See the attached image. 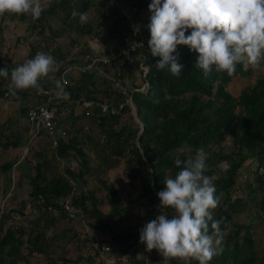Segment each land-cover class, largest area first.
Segmentation results:
<instances>
[{"label": "trees", "instance_id": "1", "mask_svg": "<svg viewBox=\"0 0 264 264\" xmlns=\"http://www.w3.org/2000/svg\"><path fill=\"white\" fill-rule=\"evenodd\" d=\"M94 1L80 0L74 10L71 0H61V5L65 6L61 7L65 11V19L72 20L73 11H89ZM130 1L133 5L146 9L141 29L137 33L150 36L148 27L145 28L150 23L151 16L148 6L145 7L147 4L143 0ZM122 2H127V6L132 5L128 0ZM109 11L115 14V24L114 28L106 29L105 40L112 39L113 42L109 51L98 55L106 56L108 61H99L92 69L100 66L112 68L115 81L106 77L105 87L89 89L83 82L84 77H80L87 71L79 73V77H71L74 83L65 88L71 109L85 105L86 101L89 103L84 106L87 112H91L88 130L81 135L82 127L77 124L84 115L78 114L75 121L63 126L67 135L56 146L53 147L47 131L41 129L39 135L48 138L42 149L35 150L30 145L26 155L19 156L15 161L0 163V172L7 173L2 183L5 192L12 184L11 171H16L21 164L18 180L14 181L16 185L11 190L10 200L14 206H10L9 212L4 213L0 219V264H32L36 256L45 257V264H81L82 261H86L82 264H113L94 253L86 256L79 254L75 259L61 253V248H65L70 239L76 240L79 251L89 241L92 246L94 243L106 242L104 236L97 239L95 236L90 238L87 234L80 238L74 224H71L73 220L78 217L80 220L86 219L87 230L90 228L101 233L108 232L110 240L117 244L119 253H128L129 248L138 244L144 224L160 214L157 193L165 187L164 177H174L180 170L174 164L175 158L179 156L181 160H185L192 157L198 148H203L208 154L205 174L213 179L216 194L221 197L213 216L221 221L220 227L225 237L224 251L214 257L210 264H264V256L256 251V241L252 235L257 224L264 223V76L258 78L253 85H246L237 95L232 94L228 85L235 76H250L252 71H245L241 65H237L236 72L231 77L215 70L209 77H205L194 66L197 54L187 46L177 48L179 62L184 65L179 78L172 76L167 69L161 71L156 68L159 57H153L149 47L142 49L139 56L133 54L134 61L129 66L117 53L127 41L136 38L132 35L134 30L118 28L117 22L121 23L126 19L125 14L120 12L119 4L113 9L109 8ZM109 15L107 11H103L100 12V18L95 16L91 19L89 16V22L83 25L77 17L73 20L76 23L74 27L78 34L103 36L102 28L108 25L103 19H111ZM4 16L13 18L16 15ZM25 16L19 15V18L23 19ZM37 24L45 26L41 19L32 20L33 27ZM42 27L41 32L44 30ZM59 34L61 31L51 32V38ZM187 34H190V30ZM121 38L123 41H120ZM44 48L48 49V45ZM84 48L83 51L87 50ZM31 50L35 54L36 49ZM96 56L97 54H90L84 63ZM76 61L77 59L65 64H79ZM141 65L149 66L144 76L136 71L139 81L147 82L146 88L142 90L138 89L137 85L140 84L135 81L136 76L128 71L138 70ZM5 67L9 72L15 68L13 65H0V68ZM50 79L53 83L44 85L45 87H53L59 80L56 76ZM112 84L117 87L111 88ZM3 91L0 89V93ZM131 106L142 127L134 120ZM28 110L29 108L23 107L20 114L26 117ZM125 113H129V120L122 119ZM66 119L64 118V122ZM94 128L98 130L97 135L93 134ZM228 137L233 147L223 143ZM23 142L25 141L19 136L18 140H14L11 134H3L0 128V159L4 150L18 147ZM93 156L92 161L97 168L94 171L99 173L97 176L91 173L94 165L90 157ZM29 157H34L36 163L28 166L27 170L22 169L23 163H29ZM122 160L126 176L132 181L133 188L137 189L132 199L147 208L146 212H150L148 215L151 218L147 222L142 220L146 214H131L129 206L119 195V187L105 178L106 172L118 167ZM224 162L230 165L227 171H224ZM243 171H247L246 177H243ZM87 174L90 179H95L92 185L84 178ZM256 187L260 191L259 196L255 195ZM101 190L103 196L98 194ZM246 192L248 200L243 196ZM20 198L25 199L26 206L30 207V211L22 217L17 216ZM1 202L7 204L4 198ZM131 210L133 211L132 207ZM162 211L171 217V209ZM245 211L249 213L248 220L240 215ZM130 215L136 218V222L131 227H126L125 232L115 231L113 218L121 222L123 220L125 225L130 226L126 224ZM6 221L10 223L2 233ZM59 239L62 244L57 242ZM110 240L109 246L112 248L109 256L112 257L111 252L117 246ZM153 251L156 250L151 252ZM138 253L142 254L141 258L137 257ZM145 255V245L139 246L132 256L129 255L128 264H145ZM152 259L157 262L162 257L157 253L152 254ZM169 264L182 262L171 260ZM192 264L197 262L193 261Z\"/></svg>", "mask_w": 264, "mask_h": 264}, {"label": "clouds", "instance_id": "2", "mask_svg": "<svg viewBox=\"0 0 264 264\" xmlns=\"http://www.w3.org/2000/svg\"><path fill=\"white\" fill-rule=\"evenodd\" d=\"M50 3L51 0H0V16L29 15L38 20ZM148 9L151 16L147 25L150 32L147 47L153 57H159L155 65L158 70L167 69L172 76L180 77L184 65L179 62L178 46H187L197 54L194 66L205 77L213 70L231 77L237 65L252 71L264 64V0H151ZM71 15L73 19L79 17L81 25L89 22L87 12L73 11ZM189 30L190 34L186 35ZM56 64L52 55L39 51L10 72L7 67L0 68V77L9 80V92L15 95L18 90L39 87L41 79L57 71ZM144 66L146 71L141 67L134 70L144 76L149 69ZM137 83L140 90L147 86V82ZM57 86L60 87L59 81ZM63 98L61 104L64 105L68 94L64 93ZM131 109L142 127L136 111L132 106ZM207 159L203 148H198L194 156L185 160L175 158L174 164L180 170L174 177H164L165 187L157 193L160 214L140 230L139 242L145 245L147 252L156 250L163 264L171 260L182 264L193 261L210 264L224 251L221 221L213 216L221 197L216 194L213 179L205 174ZM224 163V171H227L230 165ZM11 172L12 184L4 197L6 203L15 185L16 171ZM3 204L0 199V205ZM4 205L7 207L4 213L9 212L10 203ZM164 209L172 210L171 217L162 211ZM121 255L128 254L117 256Z\"/></svg>", "mask_w": 264, "mask_h": 264}, {"label": "crops", "instance_id": "3", "mask_svg": "<svg viewBox=\"0 0 264 264\" xmlns=\"http://www.w3.org/2000/svg\"><path fill=\"white\" fill-rule=\"evenodd\" d=\"M112 1L116 2L117 0H112ZM118 1H122V0H118ZM128 1L130 2V4H132L130 0ZM143 1L145 4H147L145 7H147L151 3V0H143ZM109 2H111V0H104V3L106 4H108ZM94 3L95 5L93 4V6H91L89 11H87L91 19L95 18V15L91 14V10L95 12L96 10L99 9L103 10L97 7L98 1H94ZM126 3L127 2H124V4L123 2L118 3L120 12L124 13L126 16V19L123 20L121 23L119 21L117 22L118 28H122V27L127 29L131 28L132 31L137 29L140 30L141 20L143 18L146 9L141 7L140 5L138 6L132 4L131 6H127L128 4ZM63 6L64 5H61V0H51L50 5L46 7L45 11L42 13L41 17L39 18L45 25L43 27L41 24H37L36 27H33L32 26L33 19L29 15H26L27 17L25 16L23 17V19L19 18V16H14L13 18H10L8 16V18L6 17L5 19H2V21H0V65L2 66L13 65L14 67H17L23 64L26 60L33 58L39 51L52 55L57 61L56 64L57 71L55 73L50 74L48 78H44L42 80V83L39 84V87L29 88L27 90H22V91L18 90L15 95L9 92V80H6L4 78L2 79L0 77V80H2L4 84V87L0 88L4 90L2 93H0V110H3V112L1 111V115L5 116L4 117L5 120L0 121V128L2 129L3 134L5 135L11 134V136L14 137V140L15 139L18 140V136H19L21 140L25 141L18 147H13V148L11 147L6 149L5 150L6 153L1 155L2 156L1 162L15 161L18 159L19 156H22L23 145L27 142L30 128L27 124L26 117L20 114L21 113L20 110L23 107L29 108L34 104H37L40 101H42V99L46 98L47 93L44 91L50 92L56 89L57 83L54 84L55 87L54 86L45 87L44 85L47 84L51 85L53 82L51 83L52 80L50 78H53L55 76L59 79L58 81L60 82L59 73L61 68L67 65L65 64V62H70L77 59L76 62L82 64L85 61H87L88 56L90 54L99 55L100 53H106L111 48L113 40L112 39L105 40V35H106L105 32L107 31L106 29H108L109 27L114 28L115 22L113 20L108 19L107 21H105V19H103L105 24L108 25H104V27L102 28L103 36L100 37H96L95 35L89 36L88 34L82 35V34L73 33L70 29H68L69 26L67 25V21L71 19H65L64 16L65 11H63L61 8ZM52 13H55L60 17V24L58 25L55 24L49 18V14ZM110 17L111 16L109 15V18ZM58 26H60V29L57 28ZM41 27L44 28L43 32H41ZM55 31H61V34L51 38V32H55ZM132 35L134 36L135 34L132 32ZM47 45H48V49H45L44 47H46ZM84 47H86L87 50L83 51V49H85ZM31 48L36 49L35 54L31 52L32 51ZM51 50L53 51V53L50 52ZM128 71L132 75H134L133 73L136 74L135 70H131V71L128 70ZM113 72H114L113 69L110 67L100 66L88 71L86 74L81 76L77 72V77L79 76L84 77L83 82L85 83L86 86H88L87 88L101 89L106 86V84H104V78L108 77L115 81V79L113 78ZM114 83H118V82H114ZM110 87H112V85ZM69 102L70 100H67L64 103V105L69 106ZM88 105L89 103L86 101L85 105L83 106L79 105L76 108H74L75 110L71 109L72 107L69 106L70 111L65 115L59 116V125L63 127L66 126L68 122L75 121V118L78 114L84 115V117L82 119L79 118V120L81 119L82 121L83 119H85L89 121V116L91 112L90 111L87 112L84 109V106H88ZM10 113L14 114V117H12ZM64 118H67L68 120L66 119L64 122ZM77 125L80 126V123ZM82 129L88 130V122L83 126ZM38 141H43L46 143L48 142V138L46 137L44 138V136L38 135L37 138H35L30 142L31 143L30 145L34 148V145ZM9 153H11V156L8 157L7 160L6 156ZM90 159L92 161L94 159V156L90 157ZM27 162H29L30 164L32 163L30 161ZM29 163L28 164L23 163L22 169L26 168L27 170V167L30 166ZM18 167L20 168L21 164ZM113 170L114 169H109V172H112ZM119 171L123 172L121 169H119ZM130 182L131 181H128V183ZM132 184L133 183L131 182V185L129 186L130 188H127L126 190V194L128 195V198L124 199L120 195V188H119V195L121 196V199H123L129 206L131 214L133 213V211H135V213L146 214L144 216V219L147 222V220H150L151 218L150 215H148L150 214V212L149 211L146 212L147 208L145 209L143 205L135 202L132 199V197L135 196L137 190L133 188ZM3 186L4 184H2V178H0V199H3L6 196V194L9 192V190L5 192ZM10 199L11 197L8 198L7 202L10 201V205L11 207H13L14 206L13 201H11ZM131 207L133 208V211L131 210ZM29 211H30V207L27 206L25 213H28ZM74 220H78V224H75ZM74 220L73 223L71 224H74V227L80 234L79 236L80 238L87 236V234H89L88 236L90 238L95 236L97 239L103 238L104 236V239H106L105 243L110 244L109 243L110 236L108 235V232L101 233L94 229L87 230L85 225L86 222L84 219H82L81 221L80 218L78 217ZM113 220H117V223H119L120 225L125 224V221L123 220L122 222H120L117 218H113ZM134 221L136 222V218ZM125 226L128 228L131 227L132 225L130 224V226L127 225ZM126 230L127 229L123 231ZM142 245L143 244H141V246ZM127 254L129 255V253ZM141 256L139 258H141Z\"/></svg>", "mask_w": 264, "mask_h": 264}, {"label": "rangeland", "instance_id": "4", "mask_svg": "<svg viewBox=\"0 0 264 264\" xmlns=\"http://www.w3.org/2000/svg\"><path fill=\"white\" fill-rule=\"evenodd\" d=\"M79 1L80 0H71V4L73 5V7H74V10L77 8V6H78V3H79ZM93 1V0H92ZM95 1H98V3H97V7L98 8H101V9H103V10H106L109 14H110V16H111V20H113L114 21V19H115V14H114V12L113 11H109L108 9L110 8V9H113V8H115L116 6H118V2H120V1H116V2H113L112 0H111V2H109L108 4H106V3H104V0H95ZM122 2V1H121ZM94 5H95V3H94ZM103 10H96V12L95 11H93V10H91V14H93V15H95V16H97V17H99V15H100V12H103ZM49 18L55 23V24H60V17L57 15V14H55V13H52V14H49ZM100 18V17H99ZM74 19H72V20H69V21H67V25L69 26V28L68 29H70L73 33H77L78 31L75 29V25H76V23H75V21H73ZM58 29H60V26H58L57 27ZM78 34V33H77ZM136 77H135V81H139L140 80V77L138 76V75H136L135 73H133ZM264 76V64L263 65H261L259 68H253L252 69V74L250 75V76H242V75H239V76H235V78L229 83V85H228V89L231 91V93L232 94H235V95H237L246 85H253L254 83H256V81H257V79L258 78H260V77H263ZM125 87H127V88H129V85H127V84H125L124 85ZM4 87V84H3V82H2V80H0V88H3ZM117 86H115L114 84H112V87L111 88H116ZM1 111L3 112V110H0V121H4L5 120V116H2L1 115ZM9 113V112H8ZM133 114H134V112H132ZM10 115L12 116V117H14V114H12V113H10ZM128 116H129V113H125L123 116H122V119L123 120H129L128 119ZM82 119V118H81ZM81 119L79 120V122H78V124L80 123V126L79 127H82L83 128V126L88 122L87 120H85V119H83L82 121H81ZM134 120L136 121V118L134 117ZM81 121V122H80ZM85 131L86 130H84V129H82V131H80V133H81V135L82 134H84L85 133ZM94 135H97L98 134V130H97V128H94V133H93ZM224 144H227L229 147H233L232 146V141H231V139L228 137L227 138V141H225V142H223ZM45 144H44V142L43 141H38V142H36V144L34 145V148H35V150H40V149H42L43 148V146H44ZM31 152V151H30ZM6 153V151L4 150L3 152H2V155L3 154H5ZM23 153V152H22ZM51 153V151L49 150V154ZM11 156V153H9L7 156H6V159L8 158V157H10ZM33 159H34V161H33ZM8 160V159H7ZM2 161H3V159H2ZM28 161H30V162H32L30 165H34L35 163H36V159L34 158V157H29L28 158ZM0 163H3V162H1V159H0ZM93 165H94V169L93 168H91V173H93V175L94 176H97V171H94V170H97V168L95 167V163H94V161H92L91 162ZM223 164V163H222ZM251 165H253L254 166V164H251ZM124 167H125V163L123 162V160L122 161H120V163L118 164V167H116V168H113L114 170L112 171V172H109V170L106 172V175H105V178L108 180V182H114V183H116V185L120 188V195L124 198V199H126V198H128V195L126 194V190H127V188H130L129 186L131 185V182L130 183H128V181H130V179L126 176V174H125V172H124ZM20 168L18 167L17 169H16V172H15V181H17L18 180V170H19ZM119 169H121L123 172H121V171H119ZM247 171H249V169H247ZM247 171H243L242 173H243V175H245V176H243V177H246V172ZM99 174V173H98ZM247 175H248V173H247ZM7 176V173H1L0 172V178H2V183H4V178ZM85 179H88L89 180V183H90V185H92L93 183H94V181H95V179H90V175H85V177H84ZM95 178H97V177H95ZM16 185V184H15ZM11 187V186H10ZM135 189V188H134ZM98 194H102V196H103V190H101ZM129 194V193H128ZM259 194H260V191L258 190V188L256 187V193H255V195L256 196H259ZM243 196L245 197V198H247V200H248V193L246 192V193H243ZM250 196V195H249ZM133 198V197H132ZM7 203H10V201H8ZM107 208V207H106ZM28 209V208H27ZM4 210H5V207H4ZM135 213V211H133V214ZM241 216H242V218H244L245 220L247 219H249V213L247 212V211H245V212H242V214H240ZM87 219H89V217H86ZM85 220V222L87 221L86 219H84ZM135 218H133V216L132 215H130V219L129 220H127V223L128 224H131V225H133L134 223H135ZM142 220L145 222L146 220L144 219V217H142ZM81 221H82V218H81ZM113 221V225H114V230L115 231H117V232H119V231H123V230H125L126 229V226H125V224H123V225H120L119 223H117V220H112ZM121 222V221H120ZM10 223V221H6L5 223H4V230H3V232L2 233H4V231H5V228H6V226L8 225ZM74 223L75 224H78V220H74ZM70 224V223H69ZM256 228V230H253L252 231V235H253V237H254V240L256 241V245H255V247H256V251L259 253V254H262V256H264V223L263 224H257V226L255 227ZM89 230H92V229H90L89 228ZM123 232H125V231H123ZM110 240V239H109ZM111 241V243H114V245H116L117 246V244L115 243V241L114 240H110ZM57 242L58 243H60V244H62V240L61 239H59V240H57ZM91 241H89V243H87V245L86 246H84L83 248H81V250L79 251L78 249H77V247H76V240L75 239H70V241H68V242H66V246H65V248H61V253H66V255L70 258V259H75L79 254H82L83 256H86L87 254H92V253H94V248H93V246L91 245V243H90ZM100 242H102L101 240H100ZM139 244V245H138ZM138 244H136V246H133L132 248H129V251H128V253H129V255L130 256H132V254H133V252H134V250L137 248H139V246H141V243L139 242ZM119 245V244H118ZM122 246H124V244L122 245ZM143 246V245H142ZM112 248V247H111ZM118 249V246L111 252V255L112 256H117V255H119L120 253H119V251L117 250ZM158 252L157 251H153V252H150V253H148L147 252V255H145V256H143V258L145 259V264H163V260H158L157 262H155L153 259H152V254L154 255V254H157ZM264 258V257H263ZM35 260H34V262L32 263V264H45V257H43V256H36L35 258H34ZM35 262H37V263H35ZM82 262H84V263H86V261H82ZM82 262H81V264H82Z\"/></svg>", "mask_w": 264, "mask_h": 264}, {"label": "built area", "instance_id": "5", "mask_svg": "<svg viewBox=\"0 0 264 264\" xmlns=\"http://www.w3.org/2000/svg\"><path fill=\"white\" fill-rule=\"evenodd\" d=\"M147 25L148 24L145 25V28H147ZM134 34L136 38L127 41L117 53V55L121 56L129 66L133 63L134 56H139L142 53L141 50L147 47L148 40L150 39V36L146 33H137V30H134ZM120 41H123V38H121ZM133 54L135 55L133 56ZM142 58H144V56ZM99 61L107 62L108 58L106 56L100 57L97 55L83 64L66 65L60 73V87L57 86L54 91H44L47 93L46 98L29 107L26 120L30 131L28 141L23 146L22 156L27 154L31 144L30 142L37 138L41 129L47 131L53 147L59 143L60 139L66 137V130L59 125V116L65 115L70 111L69 106L61 104V101L64 100L63 96L65 88L67 85L74 83V80H71V77H75L77 72L86 73ZM140 67L144 71L147 70V67L144 65H141ZM4 207V204L0 205V215L7 211V207H5V210ZM65 207L68 208V205L65 204ZM93 248L94 255H98V257L104 259L108 263L128 264L130 261L128 255L110 257L109 253L111 247L108 243H94Z\"/></svg>", "mask_w": 264, "mask_h": 264}, {"label": "water", "instance_id": "6", "mask_svg": "<svg viewBox=\"0 0 264 264\" xmlns=\"http://www.w3.org/2000/svg\"><path fill=\"white\" fill-rule=\"evenodd\" d=\"M134 111V110H133ZM135 113V112H134ZM136 116V114H135ZM25 207H26V202L24 199H20L19 200V206H18V211H17V215L19 217H22L25 214ZM141 256V253L137 254V257L139 258Z\"/></svg>", "mask_w": 264, "mask_h": 264}]
</instances>
